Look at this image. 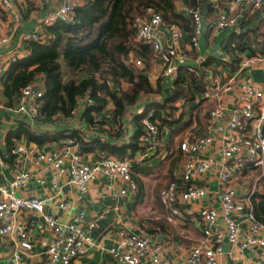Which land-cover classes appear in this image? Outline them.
Listing matches in <instances>:
<instances>
[{"label": "built area", "instance_id": "built-area-1", "mask_svg": "<svg viewBox=\"0 0 264 264\" xmlns=\"http://www.w3.org/2000/svg\"><path fill=\"white\" fill-rule=\"evenodd\" d=\"M206 1L213 15V19L204 21L207 31L233 30L238 35L257 26L264 27V0ZM81 3L82 0H61L53 11L37 19L33 29L22 32L20 40L9 47L8 54L28 52L24 44L30 40L44 42L49 37L46 26L55 21L73 22L76 8ZM177 8L194 22L189 44L196 52L204 30L200 10L184 2L178 3ZM0 10L15 20L19 18L12 0H0ZM133 26V41L148 44L162 58V76L174 81L182 66H187L191 72H198L196 67H201L199 75L204 90L200 99L214 103L207 109L206 124L200 133L192 130L182 133L176 146L181 156L180 166L172 170L171 179L159 190V199L168 210L169 221L180 213L182 206L206 200L205 206L198 211L202 239L189 247L185 264H220L218 255L223 253L225 239L228 245L239 250L263 248L264 221L255 214L253 197L258 191L264 195V37L259 41L260 49L256 45H252L248 52L235 48L233 56L222 52L219 59L225 66L224 77L211 70L207 74L202 65L205 56L200 53H196L192 64L184 44L186 32L175 23L164 24L162 14L156 8L147 7L143 14L134 18ZM9 45V33L0 31V48ZM232 46L236 47L234 43ZM128 62L138 67L144 65L137 57L129 58ZM4 65L0 54V73L6 70ZM253 71L256 72L253 74ZM106 84L116 87L110 79ZM42 95L43 88L34 81L22 87L13 102L0 101V110L21 113L32 125L34 118L39 116ZM209 103L205 102V106ZM92 104L90 90H86L77 97L71 116ZM152 116L153 109L140 120L144 133L139 137L140 147L133 157L102 153L94 161H86L81 142L89 141V136L67 137L60 148L48 151L25 142H17L9 150V155L17 158L19 168L7 184L0 185V238L13 241L5 244L8 252L5 264H19L21 252L30 247L35 230L50 232L45 247V264H71L85 253L86 245L91 244L88 234L95 226V222H89L87 228L84 227V210L74 213L67 221H61L54 214L45 212L48 197L17 195V189L34 176L22 164V157L49 169L53 188L60 189L62 183H67L83 193L92 181L103 177L107 180L105 188L114 197L132 196L138 190L132 177L134 165L162 153L166 155L162 134L160 136L162 131H158L159 121H151ZM98 135L107 138V133ZM0 163H4L3 155H0ZM35 179L44 182L40 177ZM237 180H251L250 188H240ZM211 182L215 185L212 186ZM58 207L67 208V203L62 200ZM20 210H28L32 216L18 221L16 215ZM151 212L157 215L158 210ZM108 251L116 264H157L163 246L148 233L124 228ZM229 259L234 261L236 257L230 255Z\"/></svg>", "mask_w": 264, "mask_h": 264}, {"label": "crops", "instance_id": "crops-1", "mask_svg": "<svg viewBox=\"0 0 264 264\" xmlns=\"http://www.w3.org/2000/svg\"><path fill=\"white\" fill-rule=\"evenodd\" d=\"M12 1L19 15L18 20L13 19L9 14L0 10V31L9 33L10 35V45L0 48V54L5 62L4 66L6 69L12 61L23 58L28 54V52L8 54L9 47L13 46L20 40L22 32L33 29L38 18L44 17L53 11L61 0ZM180 2L189 3V0H174V9L176 12H180L177 8L178 3ZM195 2L197 3L195 8H198L199 10H201V4L204 5V21L213 19V15L207 7L208 3L206 0H195ZM252 27H254V25ZM162 28L165 29V26H162ZM256 28L259 29L251 30L250 34L253 35V33L256 32L258 35L257 40L260 41L262 37H264L260 30L264 32V27L257 26ZM185 32L184 44L187 49V54L192 58V64L194 63L193 58L197 55L196 53H200L205 57L209 55L217 56L216 58L218 59V56L222 52H225L222 49V46L227 43L226 40L231 37L232 33H234L233 30L207 31L206 28H204L199 37V50L195 52L189 44V34L191 31ZM235 35L237 34L235 33L232 37H235ZM211 37H213L212 44L214 47L211 46L209 48L206 41ZM24 47H26V43L24 44ZM218 47L220 48L221 53L220 50H218L217 53L215 52ZM131 57L137 56L134 52H130L125 62L129 64L128 59ZM149 57L150 58L147 61H143L139 58L143 61V66H134L143 69L147 73L149 81L155 91L140 93L137 101L126 109L122 129L125 132V135L129 137L137 127L138 122L135 120L137 118L135 115L138 114V112H140L139 114H142L143 110L150 103L162 104L165 96L168 97L174 88L171 84L173 81L161 74L163 64L162 58L157 56L152 48ZM206 59V63L203 66L206 67L207 74H209L208 71L211 70L216 72V74L225 77L226 73L225 66H223L224 64H221L218 61L209 62ZM3 73L4 70L0 75L2 76ZM1 76L0 101L8 102L7 98L3 96ZM36 83L40 88H43V75L41 73L37 75ZM119 87L121 89H126L128 83L121 80ZM200 98L201 93H196L195 101L192 102V104H194L192 106V109L194 107L192 113H194V116L196 115V119L194 116L189 117L190 120L188 119V121H192L193 124L191 123L192 125L183 132L192 130L196 133H200L206 124L207 109L211 108L214 103L209 100L202 102ZM205 102L210 103L205 106ZM187 104L188 101H184L183 99L178 100L174 103L176 110L175 114L172 115L173 118L171 119L170 115H166L168 111L163 112V116L165 115L166 118L170 116L169 120H173V123L178 122L177 117L181 116V114H186V112H190V109H187ZM112 108V103L108 102L106 107L100 112H90V115L93 116V122L87 121L84 117V108L83 111L75 116L70 115L65 117L60 114L54 115L52 121H57V123L54 121L53 123L52 121L41 120L39 119V116H37L34 118L32 125L27 123L25 115L21 113H11L1 109L0 138L2 147H0V155H3L4 163H0V185L7 184L12 179L14 171L19 168L17 158H15L14 155H9V150L14 147L17 142H25L27 145L35 146L39 150L48 151L58 149L64 139L68 136H58L57 133L69 129L77 130L79 136L82 137H94L98 134L107 133V135L109 134L111 136V138H109L111 143H117L119 140H122L120 138L116 139V136L113 134L116 132L114 128L117 124L111 122ZM152 109L153 108L149 110ZM188 121L185 126H187ZM23 123L26 124L30 133L35 136L40 137L43 134H49L50 136H54V138L39 144L28 139L24 134L16 137L15 135L18 134V130ZM36 123L37 125H35ZM165 128L166 127H163V133H161L163 139L165 138ZM64 132L68 133L67 131ZM171 133L168 134L169 139L172 136ZM137 151L138 150H135L131 156L133 157ZM83 153L84 159L89 162L94 161L99 156V153H95L94 151H84ZM22 159L24 167L31 171L34 176H32L31 181L25 186L17 189V195L36 196L39 198L48 197L49 199L44 209L45 212L54 214L61 221H67L74 213L79 210H84V227L87 228V223L89 222H95L94 228L90 230L88 234L91 238V244H87L85 253L76 257L71 264H116L112 260L108 249L117 241L120 231L124 228H131L136 232L148 233L162 244L163 252L160 255L157 264H185V258L189 247L193 243L202 239V234L198 227V211L202 206H205L204 203L206 200L182 206L180 208V213L174 216L172 221H169L167 219L168 210L161 204L159 199V190L170 178L168 177L163 184L158 182L153 184L151 189L148 188V190H146L147 187L144 180H142V167L150 165L148 159L136 164V166L134 165L132 168V177L138 186V190L132 196L125 198L114 197L112 193L105 188L107 180L103 177L92 181L89 184L88 190L83 193L79 192L73 185L67 183H62L60 189L53 188L50 183L51 172L49 169L43 164L36 165L29 159H25L24 157H22ZM36 177L42 178L44 182H37L35 179ZM64 180H66V178ZM237 182L240 188L243 189H249L251 186V180H237ZM211 185L214 186L215 182H211ZM259 196L264 195L259 191L254 194V203L259 200ZM62 200L67 203V208L62 209L58 207L59 202ZM212 203L215 202L212 200ZM155 209L158 210L157 215H154L151 212V210ZM254 209L256 212V208ZM258 215L263 216L261 210H259ZM31 216L32 212L28 210H20L16 215L18 221H25ZM49 239V231L46 230L40 232L35 230L31 236L30 247L28 249H23L21 252V260L19 264H45V247ZM6 242L12 243L13 241L0 238V264H5L8 259V252L5 249ZM227 252H229V254H227ZM230 255H234L236 259H234V261L230 260ZM218 260L220 261V264H264V247L253 250H239L226 243L223 247V253L218 255Z\"/></svg>", "mask_w": 264, "mask_h": 264}, {"label": "trees", "instance_id": "trees-1", "mask_svg": "<svg viewBox=\"0 0 264 264\" xmlns=\"http://www.w3.org/2000/svg\"><path fill=\"white\" fill-rule=\"evenodd\" d=\"M82 3L76 8L73 22L55 21L46 26L45 31L49 37L44 42L30 40L26 43L28 54L12 61L2 74L3 96L9 102H13L20 89L36 81L37 75L41 73L43 95L39 119L52 121L56 114L70 116L77 97L90 90L93 104L85 108L84 117L87 121L93 122L90 112H100L108 102H111L113 105L111 122L118 125L113 134L116 139L122 140L111 143L109 134L104 139L100 135L91 136L89 141L82 140L81 151H94L99 155L102 153L116 156L132 155L140 147L139 137L144 133L140 120L149 109L153 108L151 121L159 120L160 132L161 124L173 123L169 118L175 114L176 101L182 99L194 101L196 93L204 90L199 75L201 67H196L198 72H191L187 66H182L178 70L176 79L171 83L174 88L169 96L164 98L162 104H148L142 112L143 115L138 112L135 115L137 127L130 137L126 136L122 129L126 109L137 101L140 93L155 91L143 69L125 62L130 52H134L143 61H147L151 53L148 44L133 41L135 33L133 20L137 15L143 14L147 7H154L161 12L165 24L175 23L190 32L194 22L190 16L175 11L174 0H82ZM188 5L196 7L197 3L195 0H189ZM250 31V29L245 30L235 37H232L235 32L232 33L222 49L233 56L235 48L232 43L239 50L247 48L252 50L250 44L262 48L257 40V33L254 32L252 35ZM260 32L264 36V32L261 30ZM243 38L246 39L245 42ZM107 79H110L116 87H109L106 84ZM121 80L128 83L126 89L117 88ZM163 112H167L166 115L170 116L166 118ZM64 131L58 132V136L80 137L75 129ZM21 134L39 144L54 138L49 134L40 137L31 134L25 123L21 125L15 136ZM177 154L175 160H180L178 150ZM254 208L257 218L264 221V196H259ZM258 209L263 216L258 215Z\"/></svg>", "mask_w": 264, "mask_h": 264}, {"label": "rangeland", "instance_id": "rangeland-1", "mask_svg": "<svg viewBox=\"0 0 264 264\" xmlns=\"http://www.w3.org/2000/svg\"><path fill=\"white\" fill-rule=\"evenodd\" d=\"M212 42H213V37L207 39L206 44L209 46V48L211 46L214 47ZM250 46L252 48L251 44H250ZM234 48H236V47H234ZM218 50H220L219 47L217 48V50L215 52L217 53ZM250 50H251L250 48H247V51H250ZM220 53H221V50H220ZM212 56L213 55H209V56L205 57V59L207 58L206 60L209 62L218 61L222 64L221 60L219 58L218 59L216 58L217 56H213V57ZM220 56L221 55H219L218 57H220ZM192 102L193 101H188V104H187L188 105L187 109L188 110L190 109V112H186V114H181L180 117H177L178 122H174L172 124H167V125L161 124L162 130H163V127H166L164 130V135H165L166 139L165 138L163 139L164 140L163 143H164L165 149H167L168 151L166 150V155L164 153H162L159 156H153V157L148 158V162H150L149 163L150 165L147 167H142L143 168V170H142L143 179L142 180H144V182H145V185L147 187L146 190H148V188L151 189L152 185L156 184L158 182L163 184V182H165L168 179V177L171 179V172H172L171 170L180 166L181 159L175 160L176 156L178 155L176 146H177V143L179 142V140L182 136L183 131L188 129L193 124L192 121H188L189 117L194 116V113H192V111L194 110V107L192 109V106L194 104H192ZM172 118L173 117H171V119ZM194 118L196 119V115L194 116ZM187 121H188V124H187V126H185ZM117 128H118V126L116 125L114 130L116 131ZM162 133H163V131H162ZM169 133H171V135H172L171 136V138H172L171 142H170L171 138L170 139L168 138ZM144 166H146V165H144Z\"/></svg>", "mask_w": 264, "mask_h": 264}, {"label": "water", "instance_id": "water-1", "mask_svg": "<svg viewBox=\"0 0 264 264\" xmlns=\"http://www.w3.org/2000/svg\"><path fill=\"white\" fill-rule=\"evenodd\" d=\"M203 6L204 5H202L201 4V10H200V13H201V15H202V25H203V28L205 27V23H204V18H203V15H204V9H203ZM256 71H253V74L255 73ZM226 240L227 239H225V243L224 244H226ZM224 244H223V247H224Z\"/></svg>", "mask_w": 264, "mask_h": 264}]
</instances>
